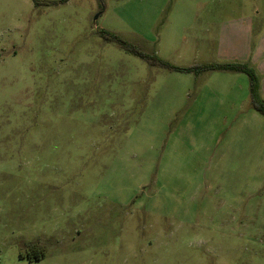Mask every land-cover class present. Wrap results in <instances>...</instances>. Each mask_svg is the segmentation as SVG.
<instances>
[{
    "label": "rangeland",
    "instance_id": "374dc122",
    "mask_svg": "<svg viewBox=\"0 0 264 264\" xmlns=\"http://www.w3.org/2000/svg\"><path fill=\"white\" fill-rule=\"evenodd\" d=\"M107 35L264 87V0H0V264H264L248 77Z\"/></svg>",
    "mask_w": 264,
    "mask_h": 264
},
{
    "label": "trees",
    "instance_id": "16d2710c",
    "mask_svg": "<svg viewBox=\"0 0 264 264\" xmlns=\"http://www.w3.org/2000/svg\"><path fill=\"white\" fill-rule=\"evenodd\" d=\"M107 40L110 42H115L127 52L137 55L143 60L149 62L151 65H155L161 68H165L171 71H180V72H192L195 74H201L204 72H214V71H228V72H235L245 74L248 77L249 85H250V97L253 106L255 109L264 116V100L261 98L260 95V79L256 72L250 68L247 64L244 63H232V64H215V63H208V64H200L193 66L188 69H181L177 68L169 63H166L160 59H158L155 55H149L138 49L136 46H133L121 38L117 36H106ZM42 255V254H41ZM43 257V256H41Z\"/></svg>",
    "mask_w": 264,
    "mask_h": 264
},
{
    "label": "crops",
    "instance_id": "0c3cea01",
    "mask_svg": "<svg viewBox=\"0 0 264 264\" xmlns=\"http://www.w3.org/2000/svg\"><path fill=\"white\" fill-rule=\"evenodd\" d=\"M204 1H212V0H204ZM246 13L248 14V15H246V14H242V16H245V17H243V18H241V19H238V20H235L236 22H239V21H242V20H244L246 23H251L252 25L254 24V22H255V20H254V18H253V14H249L248 13V11H246ZM252 13V12H251ZM258 15V14H257ZM251 32V31H250ZM226 39H227V43H226V46L227 47H229V48H231L232 46H234V44L232 43V42H230V44L228 45V42L230 41V40H234L235 39V34L234 33H232V28H230V29H228V33H227V36H226ZM233 44V45H232ZM235 74H237L236 76H242V75H239V74H241V73H235ZM240 78V77H239ZM242 78V77H241ZM247 86H248V88H249V81H248V83H247ZM261 88H260V92H261V95H264V87H263V84L261 83ZM250 90V89H249Z\"/></svg>",
    "mask_w": 264,
    "mask_h": 264
}]
</instances>
